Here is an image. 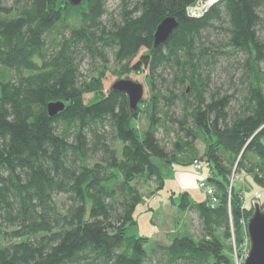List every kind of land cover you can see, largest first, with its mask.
<instances>
[{
  "label": "trees",
  "instance_id": "trees-1",
  "mask_svg": "<svg viewBox=\"0 0 264 264\" xmlns=\"http://www.w3.org/2000/svg\"><path fill=\"white\" fill-rule=\"evenodd\" d=\"M197 1L0 0V264H234L225 241L242 242L254 204L229 188L233 168L264 189V0H218L194 16ZM167 16L180 23L155 47ZM211 29L224 38L204 45ZM222 59L233 63L212 84ZM85 61L94 74L82 72ZM111 61L122 73L150 68L145 109L130 110L121 91L105 94ZM56 100L66 106L51 116ZM175 127L170 151L158 134ZM198 140L218 205L191 201L188 189L175 192L177 203L171 192L199 215L203 237L177 235L149 252L148 236L128 232L144 199L134 182L162 188L154 158L193 165Z\"/></svg>",
  "mask_w": 264,
  "mask_h": 264
},
{
  "label": "rangeland",
  "instance_id": "rangeland-1",
  "mask_svg": "<svg viewBox=\"0 0 264 264\" xmlns=\"http://www.w3.org/2000/svg\"><path fill=\"white\" fill-rule=\"evenodd\" d=\"M11 2V0H9ZM215 0H198L195 4L189 7L192 11H199L201 9H207L211 3ZM109 8L113 11L117 8V3L115 1L110 2ZM224 38V32L219 29H211L210 32L206 33L204 38L201 40L204 45H213V43H219ZM264 38V34H263ZM147 50L143 49L140 56L132 63L135 64L137 60L141 57V54H146ZM233 63L232 61H230ZM230 62L227 59H222L221 62H217L216 65L212 66V84L213 82L221 83L227 77L226 71L224 69L226 66H230ZM109 70L105 73L104 77V92L108 93L112 85L119 79H133L144 84L145 94L144 99L149 100L152 96V88L150 87V78L148 74L150 73V68H145L143 71H128L126 73L117 72L121 70V66L115 64L111 61L109 64ZM97 64H92L89 61L83 62L81 69L84 74H94L96 72ZM226 76V77H225ZM225 77V78H224ZM97 93H86L85 101L95 100ZM142 100V101H143ZM140 102V106L144 107V103ZM146 107H144L145 109ZM182 107L178 102L173 106V110L176 114H180ZM140 121L137 123L141 130H145L149 126V120L145 114L140 117ZM178 133L177 127L172 129L170 135L166 134L164 130H160L158 137L167 145V148L171 151L173 147V140L176 138ZM196 149L199 151V159L205 152V143L202 140H198L195 143ZM183 159L186 157V153L181 156ZM155 162L158 163L160 170L165 176V185L160 188V185L156 179H151L147 181L145 178L137 179L134 184L137 186L141 195H144L142 203L136 205L135 217L137 222L128 226V232L131 235L136 236H148L150 238L149 243L146 244V249L151 252L156 244L163 243L165 245L170 244L172 240L177 237V235H190L196 240L203 237L202 235V225L200 223L199 215L193 210H183L177 203L180 201V196L175 194L177 187L182 184L179 182L180 175L187 174L185 179L186 185L190 193L191 201H203L207 200L208 196L202 188L199 187L198 180L202 177H206L210 171L205 169L204 163L202 161L201 171H196L193 167L194 165H182L178 162L169 163L164 159L154 158ZM230 176V186L240 192L244 205L251 206L259 202L261 204V199L264 197V189H260L258 184L254 179L253 173H247L244 170H236ZM183 179V180H184ZM174 190V191H173ZM174 193L175 204L171 202L169 198L170 193ZM262 195L261 199L256 198L257 194ZM244 223V221H243ZM247 234L240 244L237 243L235 234L230 240L225 241L226 253L232 258L234 264H239L243 261L245 250H246Z\"/></svg>",
  "mask_w": 264,
  "mask_h": 264
},
{
  "label": "water",
  "instance_id": "water-1",
  "mask_svg": "<svg viewBox=\"0 0 264 264\" xmlns=\"http://www.w3.org/2000/svg\"><path fill=\"white\" fill-rule=\"evenodd\" d=\"M241 1V0H238ZM72 5L79 6L82 0H69ZM180 21L175 16H167L158 25L154 44L155 47L168 41L173 31L178 28ZM113 91H121L128 95L130 110H138L140 102L144 99L145 87L141 82L133 79H119L110 88ZM66 103L61 100L50 102L48 112L51 116L63 111ZM254 212L248 220L247 233L250 241L248 256L244 264H264V208L259 202L254 204Z\"/></svg>",
  "mask_w": 264,
  "mask_h": 264
},
{
  "label": "built area",
  "instance_id": "built-area-1",
  "mask_svg": "<svg viewBox=\"0 0 264 264\" xmlns=\"http://www.w3.org/2000/svg\"><path fill=\"white\" fill-rule=\"evenodd\" d=\"M218 0H215L214 2H216ZM213 2V3H214ZM213 3H211L210 5H212ZM209 8V6H208ZM207 9H201L199 11H192L188 8L189 12L194 15V16H199L201 14H203ZM194 168L196 169V171H201L202 169V161L199 159V158H195V161H194ZM199 182V187L202 188L204 190V192H206L207 196H208V203L211 207H216L218 205V201H219V196L216 192V188L214 185H212L209 181H207V177H202L198 180ZM262 195L261 193L260 194H257L256 198H259L261 199ZM248 221L245 222V226H246V233H247V226H248ZM246 250H245V256L243 258V261L239 264H244V261L245 259L247 258V254H248V251H249V248H250V241H249V236H248V233H247V242H246Z\"/></svg>",
  "mask_w": 264,
  "mask_h": 264
},
{
  "label": "crops",
  "instance_id": "crops-1",
  "mask_svg": "<svg viewBox=\"0 0 264 264\" xmlns=\"http://www.w3.org/2000/svg\"><path fill=\"white\" fill-rule=\"evenodd\" d=\"M194 167V166H193ZM187 174L185 175H180V177L178 178L179 179V182L182 184V186L184 187H181L180 185L177 187L176 189V192L179 191V190H186L188 188V186L186 185V182H185V179L187 178L186 176ZM186 176V177H185ZM185 177V179H184ZM184 179V180H183ZM174 191V190H173Z\"/></svg>",
  "mask_w": 264,
  "mask_h": 264
}]
</instances>
